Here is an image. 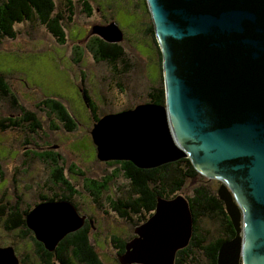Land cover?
<instances>
[{
    "label": "water",
    "instance_id": "1",
    "mask_svg": "<svg viewBox=\"0 0 264 264\" xmlns=\"http://www.w3.org/2000/svg\"><path fill=\"white\" fill-rule=\"evenodd\" d=\"M144 1L160 53L164 104L98 118L89 131L95 158L138 169L186 158L205 178L229 184L231 192L221 187L217 195L234 236L219 246L216 264H264V0ZM91 35L122 40L113 22L93 26ZM155 200L119 264H173L188 245L187 199ZM84 220L68 200L41 202L26 216L47 252ZM0 264H16L9 248L0 249Z\"/></svg>",
    "mask_w": 264,
    "mask_h": 264
},
{
    "label": "rangeland",
    "instance_id": "2",
    "mask_svg": "<svg viewBox=\"0 0 264 264\" xmlns=\"http://www.w3.org/2000/svg\"><path fill=\"white\" fill-rule=\"evenodd\" d=\"M71 1L72 21L67 24L66 21L62 22L66 33L64 44H57L44 27L34 21L15 24L16 38H6L0 42V75L4 76L19 102L27 109L35 111L46 129L47 119L51 117L47 118L33 106L42 98L58 100L76 123L72 132L59 128L55 130V135H50L48 139H38V136L12 129L0 132V190L4 187V182L12 184L13 180L17 185L29 188L38 185L39 192L46 193L41 185L48 183L47 167L26 156L27 152L36 150V147H56L54 150L63 155L66 165L71 162L92 179H99L116 170L117 175L109 190L101 195L98 208L92 210V201L80 196L73 197L71 201L80 210L92 214L97 221L94 224L99 230L97 235L100 232L103 237L106 235L98 250L96 249L100 260L104 264H118L117 254L106 238L115 235L127 240L132 236L134 224L119 217L105 198L109 196L114 201L123 200L129 192V183L121 171H118V165H107L95 158V148L90 138L88 139L92 119L82 93L85 92L96 105L98 115L140 104V101H145V93L149 87L160 84L158 55L145 35L151 21L146 13L143 14V9L139 8L142 7L143 0H86L92 9L90 16L85 15L82 0ZM54 2L55 11H60L64 0ZM109 21L115 23L122 32L123 40L120 45L133 63L127 74L118 80L104 63L92 58L86 45L87 40L93 36L91 28L95 25H105V22ZM74 47L78 49L77 53L81 49L78 63L73 61L77 54H74ZM10 114L14 116L16 112L7 102L0 99V117ZM64 176L71 180L67 170H64ZM71 183L78 192L81 191L79 177H73ZM198 185V180L187 179L179 195L191 196L193 189ZM29 194L31 195V192ZM135 219L136 216H133L132 220ZM198 225L213 238L220 232L217 220L209 222L202 219Z\"/></svg>",
    "mask_w": 264,
    "mask_h": 264
},
{
    "label": "trees",
    "instance_id": "3",
    "mask_svg": "<svg viewBox=\"0 0 264 264\" xmlns=\"http://www.w3.org/2000/svg\"><path fill=\"white\" fill-rule=\"evenodd\" d=\"M81 3L85 15L90 16L92 9L88 2L82 0ZM141 6L142 7L139 6L140 10L142 8L143 14L146 13L149 17L144 0ZM72 16L73 2L71 0H64L60 11H55L54 0H0V42L6 38H16L17 32L14 29L15 24L34 21L43 26L57 44L62 45L66 39V33L64 31L65 26H62V22L66 21V24L70 23L72 21ZM107 23L105 22V24ZM145 35L148 36V39H151L152 45L155 47L158 55L160 84L158 83L156 86L149 87L148 91L145 93V101L142 100L139 103L163 105L164 90L163 84L161 83L160 53L151 24L146 30ZM86 45L92 58L97 62L104 63L115 79H120L131 69L133 63L131 58L126 55L122 45L104 42L97 36H91L87 40ZM76 50L78 51V49L74 47V54L77 53ZM80 58L81 49L80 52L76 54V57H73V61L78 63ZM117 86H119L118 83ZM0 99L7 102L10 108L16 112L14 116L10 114L6 117H0V132L12 129L20 132L23 130L26 132L29 131L30 134H35L41 129L42 121L38 118L36 112L27 109L19 102L17 95L11 90V86L2 75H0ZM85 101L86 103H91L87 95H85ZM90 105L89 112L92 123L103 115L115 113L103 112L102 115H98L96 105ZM136 105L134 104V106ZM33 106L37 111H41V113L45 112L46 116L48 115L54 118L56 123L53 129L58 130L61 128L65 132H72L75 129L76 123L74 118L70 116L65 107L58 100L53 98H42ZM133 107H125L117 112L128 110ZM48 151L50 150L37 151L38 156H34L33 158L41 160L44 158L43 152ZM49 161L52 165V173L50 176L54 182L67 187H73L74 185H72L71 181L63 174L66 167L65 164L63 165L62 155L60 153H54V155L49 158ZM106 164L118 165V171H121L124 178L129 183V192L123 200L114 201L108 199L107 203L119 217L128 219L130 222L132 221L134 224L133 228L143 223L152 214L157 196L166 199L172 198L180 194L183 184L187 179H194L196 177V171L186 158L153 169H138L129 162H107ZM67 170L81 179L84 184L83 186H85V189L94 199L97 198L96 196L101 197L102 194L109 190L110 184L117 175L115 170L99 179H92L84 175V172L73 164H69ZM1 173L2 171L0 168V178ZM72 194H74V189L70 190V195ZM185 198L188 201L193 218V231L188 245L176 253L173 264H216L219 246L224 241L234 236L231 223L229 219L225 217L226 213L224 212L223 205L216 194L211 193L207 187L203 186L194 188L191 196H186ZM64 199L72 203L71 198ZM56 200L59 199L56 198ZM73 205L75 206V204ZM118 206H122L121 208H124L126 212L121 213ZM133 216H136L135 221L132 220ZM202 219H206L209 222L217 220L222 221V223H224L225 220L224 226L227 230L225 233L226 235L213 238L207 231L199 228L198 224ZM132 237H134L133 234L130 238ZM127 240L112 237L111 242L115 244L117 257L124 252V244ZM68 249H71L72 252L68 253ZM53 253L57 264H70L74 258H80L82 264H104L88 241L86 230L82 227L76 232L65 236L58 243Z\"/></svg>",
    "mask_w": 264,
    "mask_h": 264
},
{
    "label": "flooded vegetation",
    "instance_id": "4",
    "mask_svg": "<svg viewBox=\"0 0 264 264\" xmlns=\"http://www.w3.org/2000/svg\"><path fill=\"white\" fill-rule=\"evenodd\" d=\"M122 40H123V34H122ZM149 40L151 41L150 38ZM115 44H120V42L115 43ZM85 95L87 94L83 92L82 97L89 111L90 106H91L90 104H93V103L91 99H90L91 103H86ZM38 112L41 113V111H38ZM42 113L44 115L46 114L45 112H42ZM48 117L50 116L47 115V118ZM47 122H48L47 129L45 126L42 125L41 129L38 130L35 134L31 133V136H34V137L38 136V139H48L50 135H55L54 132L56 131L55 129H53V127L55 126L54 118L52 117L48 118ZM22 133H27V135L30 134L29 131L26 132L24 130L22 131ZM89 138L90 136L88 134V139ZM90 142H91V139H90ZM48 147L49 146H45L42 148L38 147L36 150L29 151L26 153V156H30L32 159H34L33 158L34 156H38L37 151L41 152L44 150H50L48 152H43V157H44L43 159L40 158L41 160H37L41 164L45 165L48 169V175H49L48 180H47L48 183L41 185L44 192H46L45 194H41L39 192L40 186L38 185H32V187L29 188V186L17 185L16 183H14L13 180H12L13 182L12 184H8V183L6 184L4 182V187L0 190V234H2V238L0 239V249L9 248L13 253V256L16 260V264H57L55 261L54 253L47 252L43 248L42 244L36 241V239L34 238L33 232L27 227L26 216L35 205L41 202L56 201V198H58L59 200H65L64 198L72 199L75 196H80L83 199L89 200L90 202L92 201L91 203L92 210L99 207V202H100L101 197L96 196L97 198L94 199L85 189V186H83L84 184L82 183L80 178H79L80 184H81L80 192H78L74 186L67 187V186L61 185L60 183L58 184L54 182V180L50 176V174L52 173V169H51L52 165L49 161V158L52 155H54V153H59V152L58 151L56 152L54 150L56 147H54L53 149L48 148ZM62 160H63V165L65 164V167H66L64 170H67L68 165H66V161L64 160L63 155H62ZM69 164H71V162ZM67 172H68V176L71 177V180L73 179V177L78 179V176L73 175L72 172L70 173L68 170ZM63 174H64V171H63ZM1 180L2 178H0V182ZM194 180H198V184H199L198 186H195V187L201 186V183H202L203 187H207L211 191V193L216 194V195H217L218 190L221 187L222 188L225 187V189L228 192L229 191L231 192L229 184L219 179H213V178L207 179L201 174H199L198 172H196V177L194 178ZM71 189H74V194L72 195H70ZM29 192H31V195L29 194ZM29 198H31L30 201L28 200ZM105 199L107 201L108 199H111V197L106 196ZM220 202L222 203L223 209L225 212L224 204L221 200ZM118 207L121 213L126 212L124 208H121L122 206L121 207L118 206ZM75 208L79 215L85 216V220H84V224L82 228L86 230V236L88 237V241L93 246L96 252V249L98 250V248L100 247V244L102 243V241H104L103 238H105L106 235L104 234V237H103L101 232L98 235L96 234V232L99 231L97 227L94 225L97 221L94 219L91 213L90 214L85 213L84 211L80 210L76 204H75ZM239 209L242 214L243 213L242 209L241 208ZM92 210L91 212H93ZM225 217H227V214ZM89 222H91V224H89ZM224 223H225V220H224ZM224 223H222V221H219L220 232H218L217 237H222L226 235L225 233L227 232V230H226V227L224 226ZM112 237H117V236L110 235L106 238V240L110 242V245L112 246L113 250L116 253L115 244L111 242ZM67 251L68 253L72 252L71 249H68ZM116 261H117V258H116ZM70 264H82V260L80 258L79 259L74 258L72 259Z\"/></svg>",
    "mask_w": 264,
    "mask_h": 264
}]
</instances>
